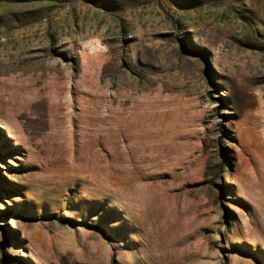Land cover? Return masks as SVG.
Masks as SVG:
<instances>
[{
    "label": "rangeland",
    "instance_id": "1",
    "mask_svg": "<svg viewBox=\"0 0 264 264\" xmlns=\"http://www.w3.org/2000/svg\"><path fill=\"white\" fill-rule=\"evenodd\" d=\"M0 264H264V0H0Z\"/></svg>",
    "mask_w": 264,
    "mask_h": 264
}]
</instances>
